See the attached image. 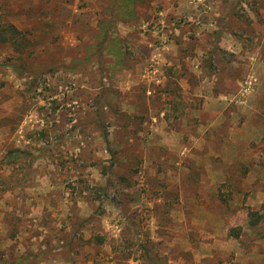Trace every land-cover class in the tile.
<instances>
[{
  "label": "rangeland",
  "instance_id": "1",
  "mask_svg": "<svg viewBox=\"0 0 264 264\" xmlns=\"http://www.w3.org/2000/svg\"><path fill=\"white\" fill-rule=\"evenodd\" d=\"M10 24L0 264H264V0H0Z\"/></svg>",
  "mask_w": 264,
  "mask_h": 264
},
{
  "label": "trees",
  "instance_id": "2",
  "mask_svg": "<svg viewBox=\"0 0 264 264\" xmlns=\"http://www.w3.org/2000/svg\"><path fill=\"white\" fill-rule=\"evenodd\" d=\"M128 4H129V2L127 4H125V5L127 6ZM123 10L125 11L126 10V7H124ZM129 12H130V10H129ZM7 29L11 33L12 36H10V35L7 36L6 35V32H4V29L2 28L0 30V41L1 42H6V41H9L10 38H13V41L12 42H13V44H15L16 49L22 50L26 46V39L24 37H21L20 38L19 36H17V34H19L20 32L13 25L10 24L9 26H7ZM22 40L24 41V44H23ZM108 46H110V45H108ZM14 157H16V156L14 155ZM251 215H254V213L251 214ZM258 221H259V216L256 217V219H254L253 221H251V223L252 224H255ZM235 235H237V233Z\"/></svg>",
  "mask_w": 264,
  "mask_h": 264
}]
</instances>
